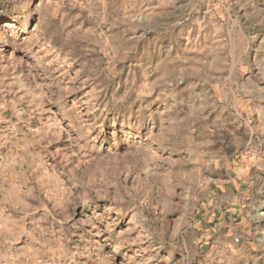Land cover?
Wrapping results in <instances>:
<instances>
[{"label":"rangeland","instance_id":"1","mask_svg":"<svg viewBox=\"0 0 264 264\" xmlns=\"http://www.w3.org/2000/svg\"><path fill=\"white\" fill-rule=\"evenodd\" d=\"M0 264H264V0H0Z\"/></svg>","mask_w":264,"mask_h":264}]
</instances>
